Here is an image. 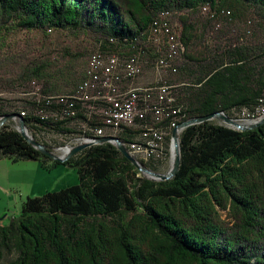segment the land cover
Returning a JSON list of instances; mask_svg holds the SVG:
<instances>
[{"label":"trees","instance_id":"obj_1","mask_svg":"<svg viewBox=\"0 0 264 264\" xmlns=\"http://www.w3.org/2000/svg\"><path fill=\"white\" fill-rule=\"evenodd\" d=\"M156 19L179 30L184 47L181 123L264 102V0H0V65L18 67L5 81L65 95L85 79L89 50L142 48L155 62L147 46ZM20 32L50 44L59 32L66 43L55 51L29 37L8 41ZM12 114L0 109V118ZM23 120L28 129L73 133L64 122ZM133 131L118 138L127 144ZM179 143V171L166 181L142 174L111 143L62 163L79 183L28 197L7 224L0 218V264H264V124L240 131L205 121L185 128ZM4 158L61 164L7 125Z\"/></svg>","mask_w":264,"mask_h":264},{"label":"built area","instance_id":"obj_2","mask_svg":"<svg viewBox=\"0 0 264 264\" xmlns=\"http://www.w3.org/2000/svg\"><path fill=\"white\" fill-rule=\"evenodd\" d=\"M147 51L157 55L158 59L151 65L160 77L179 75L176 62L184 47L176 28L165 19L153 21ZM124 53L123 56H106L101 51L95 52L90 58L85 79L70 94L42 95L37 82L31 83L35 90L28 95L34 97L35 117L64 123L80 114L85 117L82 125L87 130L86 139L67 147L69 152L66 155L82 144L97 145L100 138L117 137L128 128L139 132L136 141L125 144L131 155L145 161L165 162L170 147L174 153L173 132L182 120L176 91L185 83L160 81L156 85L141 86L137 81L144 73L146 50L129 49ZM99 105L103 106L101 112L97 110ZM47 111L51 113L50 117ZM235 115L237 118L233 120L238 124H252L264 116V102L253 111L242 109ZM96 120L102 125L91 126L90 122ZM106 128L113 134H107Z\"/></svg>","mask_w":264,"mask_h":264},{"label":"rangeland","instance_id":"obj_3","mask_svg":"<svg viewBox=\"0 0 264 264\" xmlns=\"http://www.w3.org/2000/svg\"><path fill=\"white\" fill-rule=\"evenodd\" d=\"M223 19V18H222ZM224 20V19H223ZM177 33L180 35V31L177 30ZM29 37L33 44L42 50H60L66 43V39L64 38L62 33L55 32L51 41L52 44L48 42H44L43 35L39 32H35L34 34L28 35L23 32L17 33L9 38V42L13 43L16 41H22L24 38ZM74 45V44H73ZM76 48V47H75ZM98 48L89 50L86 64L84 66V70L87 71L90 61V56L97 52ZM77 50V48H76ZM106 56L118 55L123 56L124 51H107L103 52ZM152 62H149L146 58L144 59V73L138 79L137 84H141L144 82V86H152L156 85L160 81H165L167 83H184L187 82L185 78L181 75H177L176 77H160L154 70L151 65ZM18 73L17 66H1L0 65V109H4L6 112H11L14 114H19V112H26L27 116H34L36 112V107L33 105V96H29L28 92L35 90L32 88L30 83L14 84L6 82V79L14 78ZM182 88H178L176 91L177 98L182 94ZM103 106H98V112L102 111ZM49 117L51 113L47 111L46 113ZM82 115V114H81ZM230 118H237L235 114H230ZM1 119V118H0ZM213 123L218 125L228 126L224 121L214 119ZM152 123H157L156 120H152ZM82 119H73L67 122L66 127L73 131L72 134H59L51 129H42L36 125H31L30 128L27 129L30 137H32L35 141L45 146L49 151L55 154L57 157L63 158L67 155L64 154V150L67 147H71L74 144L83 143L84 139H86L85 133L87 130L83 127ZM4 125H7L9 128L19 131V121L17 119H11L7 121ZM2 126H0L1 128ZM134 130V129H133ZM105 132L107 134H113L111 129L106 128ZM133 132H137L134 130ZM131 137H129V142L136 141L138 139V133H131ZM121 135L117 134V137ZM181 133L179 134L180 138ZM169 147V142H168ZM134 156V155H133ZM75 157V156H73ZM71 157V158H73ZM70 158V159H71ZM134 158L139 161L143 160L141 158ZM175 160V152L171 151L168 155V159L165 162H150L145 161L150 164L155 170H157V174L166 175L168 174L172 168ZM36 166L37 164L34 162H19L13 163L11 160L4 158L0 159V218L7 219L9 217H13L18 215L21 205L28 198V193L30 191L32 183L36 179ZM150 169V168H148ZM151 170V169H150ZM70 172L74 170L70 169ZM153 171V170H151ZM154 172V171H153ZM68 180V177L66 178ZM4 220L1 222L3 224H7L8 220Z\"/></svg>","mask_w":264,"mask_h":264},{"label":"water","instance_id":"obj_4","mask_svg":"<svg viewBox=\"0 0 264 264\" xmlns=\"http://www.w3.org/2000/svg\"><path fill=\"white\" fill-rule=\"evenodd\" d=\"M11 119H17L19 121V132L22 134V136L28 141V143H30L32 146H34L37 150H39L42 154H44L45 156L50 157L53 160L59 161L61 163H64L66 161H68L71 157L78 155L79 153H81L82 151L94 146V143H85L82 144L76 148H74L71 153H69L66 157L60 158L57 157L55 154H53L51 151H49L45 146L41 145L40 143H38L37 141H35L32 137L27 135V129H26V125L25 122L22 118H20L19 114H12L6 117H3L0 119V126H3L7 121L11 120ZM214 119H218L221 121H224L228 127L240 130V131H246V130H250V129H254L257 128L258 126L264 124V119L262 121H260L259 123L256 124H252V125H241L238 124L237 122H235L233 119L227 117L224 113H215L203 118H198V119H192L186 122H183L179 125V127L177 129L174 130L173 132V139H174V152H175V160L173 163V168L172 170L166 174V175H162V174H157L153 171H151L150 169L142 166L128 151L127 147L125 146L124 143L121 142V140L117 137H112V136H107V137H103L98 139L97 141V145L98 144H103V143H111L113 145H115L118 150L133 164L135 165L142 174H144L145 176H147L148 178L152 179V180H156V181H166V180H170L173 177L176 176V174L179 171L180 168V164H181V154H180V143H179V131L180 130H184L185 128L194 125V124H199L205 121H212Z\"/></svg>","mask_w":264,"mask_h":264},{"label":"crops","instance_id":"obj_5","mask_svg":"<svg viewBox=\"0 0 264 264\" xmlns=\"http://www.w3.org/2000/svg\"><path fill=\"white\" fill-rule=\"evenodd\" d=\"M139 85L144 86V82H142ZM136 135L139 136V132ZM21 162H34L37 164L36 166L37 176L35 181L31 185L30 191L28 193V197H39L49 192L61 191L65 188L77 185L79 183V177L77 172L75 170L73 172H70L69 171L70 169L64 166L62 163L48 169L47 167L51 166V163H48L47 166H44L43 163L39 161H21ZM67 177L68 180L66 179ZM6 219L7 216L5 218L3 217V221Z\"/></svg>","mask_w":264,"mask_h":264},{"label":"bare ground","instance_id":"obj_6","mask_svg":"<svg viewBox=\"0 0 264 264\" xmlns=\"http://www.w3.org/2000/svg\"><path fill=\"white\" fill-rule=\"evenodd\" d=\"M150 26H151V27H150V30H149V35H150V33H151V29H152V25H150ZM19 115H20V118H22V119H23V117L26 116V114H19ZM263 119H264V116H262L261 119H257L256 122H253L252 124L259 123V122L262 121ZM252 124H243V125L248 126V125H252ZM26 133H27L28 136H30L28 131H27ZM68 152H69V149L66 148V149L64 150V154H67ZM132 156H133V155H132ZM133 157H134V156H133Z\"/></svg>","mask_w":264,"mask_h":264}]
</instances>
